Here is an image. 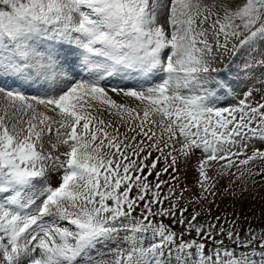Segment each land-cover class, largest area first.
<instances>
[{
	"label": "snow or ice",
	"instance_id": "obj_1",
	"mask_svg": "<svg viewBox=\"0 0 264 264\" xmlns=\"http://www.w3.org/2000/svg\"><path fill=\"white\" fill-rule=\"evenodd\" d=\"M262 191L264 0H0V264H264Z\"/></svg>",
	"mask_w": 264,
	"mask_h": 264
},
{
	"label": "rangeland",
	"instance_id": "obj_2",
	"mask_svg": "<svg viewBox=\"0 0 264 264\" xmlns=\"http://www.w3.org/2000/svg\"><path fill=\"white\" fill-rule=\"evenodd\" d=\"M113 83H116V81H113ZM105 115H106V118H108V117H107V114H105ZM111 119L116 120L117 118L113 115V116L111 117ZM261 194L264 195V191H262ZM245 211H247L246 208H245ZM254 223H255V222H254Z\"/></svg>",
	"mask_w": 264,
	"mask_h": 264
},
{
	"label": "trees",
	"instance_id": "obj_3",
	"mask_svg": "<svg viewBox=\"0 0 264 264\" xmlns=\"http://www.w3.org/2000/svg\"><path fill=\"white\" fill-rule=\"evenodd\" d=\"M222 207H223V205H222Z\"/></svg>",
	"mask_w": 264,
	"mask_h": 264
}]
</instances>
